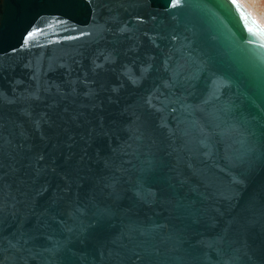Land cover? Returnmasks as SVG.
Here are the masks:
<instances>
[{"label": "water", "instance_id": "water-1", "mask_svg": "<svg viewBox=\"0 0 264 264\" xmlns=\"http://www.w3.org/2000/svg\"><path fill=\"white\" fill-rule=\"evenodd\" d=\"M0 264H264L245 2L0 0Z\"/></svg>", "mask_w": 264, "mask_h": 264}, {"label": "rangeland", "instance_id": "rangeland-1", "mask_svg": "<svg viewBox=\"0 0 264 264\" xmlns=\"http://www.w3.org/2000/svg\"><path fill=\"white\" fill-rule=\"evenodd\" d=\"M264 19V0H245Z\"/></svg>", "mask_w": 264, "mask_h": 264}, {"label": "bare ground", "instance_id": "bare-ground-1", "mask_svg": "<svg viewBox=\"0 0 264 264\" xmlns=\"http://www.w3.org/2000/svg\"><path fill=\"white\" fill-rule=\"evenodd\" d=\"M242 1L245 2V4H247L245 0H242ZM247 6H249V5L247 4ZM249 7H250V6H249ZM250 8H251L252 11L256 14V16L258 17V19H259L261 22L264 23V19H263L258 13H256V11H254V9H253L252 7H250Z\"/></svg>", "mask_w": 264, "mask_h": 264}, {"label": "snow or ice", "instance_id": "snow-or-ice-1", "mask_svg": "<svg viewBox=\"0 0 264 264\" xmlns=\"http://www.w3.org/2000/svg\"><path fill=\"white\" fill-rule=\"evenodd\" d=\"M178 2V0H173V3L175 4V3H177Z\"/></svg>", "mask_w": 264, "mask_h": 264}]
</instances>
